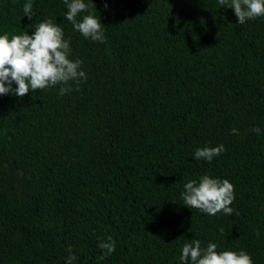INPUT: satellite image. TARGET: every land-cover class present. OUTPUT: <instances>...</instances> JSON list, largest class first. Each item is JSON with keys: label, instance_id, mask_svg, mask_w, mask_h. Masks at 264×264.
<instances>
[{"label": "trees", "instance_id": "trees-1", "mask_svg": "<svg viewBox=\"0 0 264 264\" xmlns=\"http://www.w3.org/2000/svg\"><path fill=\"white\" fill-rule=\"evenodd\" d=\"M26 2L0 0V35L51 18L87 81L0 96V264H181L195 238L264 264V17L238 24L218 0H85L100 43L63 0H32L31 19ZM220 144L211 163L195 159ZM204 174L233 183L232 215L184 206V184Z\"/></svg>", "mask_w": 264, "mask_h": 264}, {"label": "clouds", "instance_id": "clouds-1", "mask_svg": "<svg viewBox=\"0 0 264 264\" xmlns=\"http://www.w3.org/2000/svg\"><path fill=\"white\" fill-rule=\"evenodd\" d=\"M67 11L65 19L85 39L104 43L105 26L101 18L97 17L92 8L95 4L86 3L85 0H63ZM221 7L226 6L234 10L238 24L249 20L264 17V0H218ZM107 6V5H106ZM24 16L29 19L33 14L32 0H27L23 5ZM84 13V15H81ZM33 27V26H32ZM35 32L29 34L7 33L0 35V96L13 94L20 98L29 92L42 91L60 86L59 95L63 96L74 90H79L81 82L87 81V74L82 69L81 59H71L72 49L70 39L64 36L62 25L51 18L36 23ZM13 84L16 85L13 88ZM252 131L259 133V128ZM232 134H238V129L233 128ZM225 146L206 145L197 148L194 152L196 160L211 163L214 157H219L225 151ZM181 199L184 206L197 209L209 216H216L223 212L232 215L231 207L235 200L233 183L228 179H220L209 174H204L198 180H190L184 184ZM223 232V229H220ZM259 235V232H257ZM99 248L103 254L99 259L115 252L116 241L108 236L101 240ZM216 243L209 242L207 247H202L199 239H191L182 246V255L179 257L181 264H254L252 256L244 250L218 251ZM71 252V249H69ZM77 256L72 253L66 258V264H73Z\"/></svg>", "mask_w": 264, "mask_h": 264}, {"label": "rangeland", "instance_id": "rangeland-1", "mask_svg": "<svg viewBox=\"0 0 264 264\" xmlns=\"http://www.w3.org/2000/svg\"><path fill=\"white\" fill-rule=\"evenodd\" d=\"M17 175H18V177H19L20 175H22V172L19 171V172L17 173ZM16 185H17V187H19V189L22 188V184H21V181H20V177L17 178Z\"/></svg>", "mask_w": 264, "mask_h": 264}]
</instances>
